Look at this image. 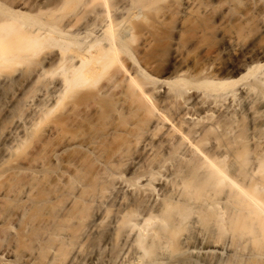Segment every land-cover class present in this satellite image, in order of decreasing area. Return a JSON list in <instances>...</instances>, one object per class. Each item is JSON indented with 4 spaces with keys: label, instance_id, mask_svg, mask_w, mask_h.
<instances>
[{
    "label": "bare ground",
    "instance_id": "obj_1",
    "mask_svg": "<svg viewBox=\"0 0 264 264\" xmlns=\"http://www.w3.org/2000/svg\"><path fill=\"white\" fill-rule=\"evenodd\" d=\"M0 109V264H264V0H0Z\"/></svg>",
    "mask_w": 264,
    "mask_h": 264
},
{
    "label": "rangeland",
    "instance_id": "obj_2",
    "mask_svg": "<svg viewBox=\"0 0 264 264\" xmlns=\"http://www.w3.org/2000/svg\"><path fill=\"white\" fill-rule=\"evenodd\" d=\"M161 12H162V11H161ZM177 18H178V17H177ZM177 18H176V16L174 15V16H172L169 20H167V21L169 22V23L167 22V26H169V27L166 26L167 28H165L164 31H167V32L169 33V35H171V36H172L173 34H175V29H174V28H175V26H176L175 23H177L176 21H178ZM211 18H212L213 20H215L214 17H213V16H210V15H209V17H208V16H207V17L205 16L204 18H203V17H202V18H199V19H197V21H196L195 19H192V21H194V22L196 21V25L193 26V24H192L193 28L190 27V28H191V31L189 30L190 33L188 32V33L185 35V37H186L187 35H188V36H187L186 38L184 37L185 40H183V42H184L183 44H184V45H185V44L188 45V44L190 43L189 41H192V38H193V37L195 38V35H194V34H195L197 28H202V26H203V27H205V28H210V30H209L210 32H209V33L212 34V35L210 34V35H211L210 37H211V40H212V41H210V48L212 49V51H213L214 49H216V47H217V45H218V41H217V40L214 41V39H215V38H214L215 34H214V36H213L214 31L211 29V27H212L213 25H215V24H213V22H215V21H213ZM192 21H191V23H194V22H192ZM168 24H169V25H168ZM194 24H195V23H194ZM199 24H200V25H199ZM198 26H200V27H198ZM213 27H214V26H213ZM195 28H196V30H195ZM211 31H213V32H211ZM193 33H194V34H193ZM189 34H190V35H189ZM189 36H190V37H189ZM194 38H193V39H194ZM212 38H213V39H212ZM170 39H171V38H170V36H169V39L162 40V41H161V44L159 43V44H160V46H159L160 49L157 48V47H158V46H157V47L155 48V50H154L155 52L161 53L160 56H163V57H161V58H162V60L165 61V62H167V61L170 59V51H169V50H170V43H171V42H170ZM190 39H191V40H190ZM213 41H214V42H213ZM137 42H138V40L136 41V43H137ZM188 42H189V43H188ZM216 42H217V43H216ZM136 43L134 44V46H132L133 49H134V50H133V49H132V50L134 51L135 54H137V55L139 54V55H140V53H139L140 50L137 49V48H140V46H138V44H136ZM138 43H140V42H138ZM211 43H212V44H211ZM186 45H185V46H186ZM137 46H138V47H137ZM134 47H135L136 49H135ZM214 47H215V48H214ZM211 49H210V51H211ZM138 50H139V51H138ZM159 50H160L161 52H159ZM137 51H138V52H137ZM155 52L152 53L151 56H153V55H157V54H158V53H155ZM2 115H3V111H2V109H0V117H1ZM78 121H79L78 123L81 124L82 121H81L80 119H78ZM82 123L84 124V121H83Z\"/></svg>",
    "mask_w": 264,
    "mask_h": 264
}]
</instances>
